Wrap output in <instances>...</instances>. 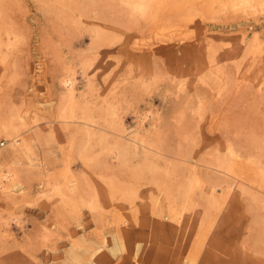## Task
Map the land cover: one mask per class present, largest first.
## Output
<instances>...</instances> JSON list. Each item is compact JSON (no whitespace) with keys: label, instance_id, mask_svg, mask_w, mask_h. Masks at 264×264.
Returning a JSON list of instances; mask_svg holds the SVG:
<instances>
[{"label":"rangeland","instance_id":"rangeland-1","mask_svg":"<svg viewBox=\"0 0 264 264\" xmlns=\"http://www.w3.org/2000/svg\"><path fill=\"white\" fill-rule=\"evenodd\" d=\"M195 2L156 1L141 20L125 26L115 24L114 19L102 22V28L114 32L116 38L95 53L90 52L88 31L75 32L74 26L63 25L36 0L0 2V8H6L0 28L4 23L13 26L21 40L15 56L5 65L0 61V107H14L25 116L24 130L28 132L25 136L39 128L59 132L56 118L59 81L63 74L72 71L78 79L77 100H111L118 106L126 129H134L137 117L150 111L153 119L146 127L161 119L162 126L167 125L174 139L178 136L175 126H179L180 112L185 111L190 118L198 101L203 99L209 101L210 111L200 123L201 152L225 144L228 136H235L236 125L241 128L238 136L242 141L251 134L264 139V12L257 14L256 5L240 6L238 10L228 6L225 11L216 8L215 14L209 16L212 9ZM192 7L203 17L185 24L180 18L186 8ZM251 44L255 50L246 57ZM212 57L215 65L219 58L224 61L232 80L228 92L218 100L220 80L214 70L207 68ZM86 59L91 61L85 68L87 74L83 75ZM180 81L186 88L182 93L177 91ZM58 139L65 165L59 177L52 180L53 184L58 185L65 175L74 192L77 186L94 188L103 217L99 219L86 206H80L75 213L64 212L57 208L56 198L36 199L41 189L37 180L30 183V188L15 185V190L24 189L32 195L34 202L15 209L23 216V228L12 223L4 229L10 237L0 241V264H194L167 224L159 229V218L151 207L153 186L143 181L140 187L143 201L137 199L134 208L123 201H109L108 186L100 176L111 175L110 172L83 166L77 155L69 151L66 137L59 134ZM171 143L174 146L175 142ZM6 146L7 142L0 139V148ZM248 146L246 142L245 147ZM109 164L114 175L122 178L124 174L117 169L116 161L109 159ZM77 173L79 180L75 177ZM1 196L0 212H13L10 201ZM155 196L167 214L169 204L164 194L156 192ZM115 201L124 205L120 210L123 223L116 224L111 218L110 203ZM232 228L231 233L238 229L236 232L241 234L240 227ZM72 235L75 243L70 239Z\"/></svg>","mask_w":264,"mask_h":264},{"label":"bare ground","instance_id":"bare-ground-1","mask_svg":"<svg viewBox=\"0 0 264 264\" xmlns=\"http://www.w3.org/2000/svg\"><path fill=\"white\" fill-rule=\"evenodd\" d=\"M4 1L0 0L2 3ZM36 1L46 8L48 15L63 25L74 26L75 32L88 31L90 52L95 53L99 48L115 42L116 38L114 32L102 28V22L114 19L115 24L125 26L131 21L141 20L154 2L161 0ZM189 2L193 4L195 0ZM197 2L212 9L209 16L215 14L216 8L223 11L228 6L241 9L240 6L254 8L256 5L257 14L264 12V0ZM4 10L0 8V20L6 17ZM200 16L203 17L195 7L190 10L186 8L180 20L189 24ZM20 41L14 27L4 23L0 28V61L3 65L16 52ZM253 49L254 44H251L246 57L254 52ZM90 61L86 59L83 64V75L87 74L85 68ZM223 62L219 58L215 65L216 60L212 57L207 65L220 80L217 100L225 96L232 83ZM76 75V72L67 71L59 81L60 104L56 115L59 132L53 128H39L25 136L28 133L24 130L27 125L25 116L14 107H0L4 110L0 112V139L7 142L6 147L0 148V193L10 201L11 210L14 209L5 214L0 212V241L10 237L4 229L12 223L24 227L23 216L15 209L20 204H31L32 195L30 197L24 189L15 190L14 187L29 186L33 180L41 183L36 199L51 201L56 198L57 208L64 212L75 213L80 206H86L96 217H103L97 190L77 186L78 190L74 192L65 175L60 177L58 185L52 182L64 171L65 157L58 139L59 134H63L69 151L77 155L83 166L110 172L111 175L103 173L100 176L108 186L109 201H123L134 208L135 201L142 199L140 187L143 181L153 186L150 189L151 207L159 218V229H164L167 224L176 241L185 246V254L194 264H264V139L251 134L242 141L238 136L241 128L236 125L235 136H228L225 144H217L211 150L201 152L199 129L201 121L210 111L209 101L203 99L198 101L190 118L185 111L180 112L179 126H175L178 136L174 139L167 125L162 126L161 119L146 127L153 119L150 111L137 117L134 129H126L118 106L111 100H77ZM89 82L87 80V84ZM185 89V84L180 81L177 91L182 93ZM172 141L175 142L174 146ZM246 142L248 147H245ZM109 159L116 161L117 169L124 174L122 178L114 175ZM70 170L68 168V172ZM77 174L75 177L79 180L80 174ZM154 191L164 194L169 204L167 214L161 210V203ZM115 203H110L111 218L116 224L120 221L123 223L120 210L124 205L119 206L117 201ZM234 225L240 227L241 234L236 232L238 229L231 233ZM227 233H231V236L227 237ZM70 239L75 243L73 235Z\"/></svg>","mask_w":264,"mask_h":264}]
</instances>
